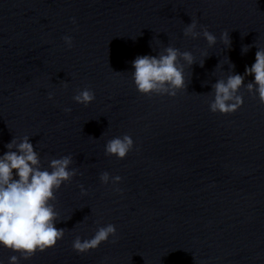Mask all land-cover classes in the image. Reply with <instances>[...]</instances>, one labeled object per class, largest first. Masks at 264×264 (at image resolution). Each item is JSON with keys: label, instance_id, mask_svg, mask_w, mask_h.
Listing matches in <instances>:
<instances>
[{"label": "water", "instance_id": "95a60500", "mask_svg": "<svg viewBox=\"0 0 264 264\" xmlns=\"http://www.w3.org/2000/svg\"><path fill=\"white\" fill-rule=\"evenodd\" d=\"M226 1L0 0V156L13 138L34 145L79 105L77 90L96 91Z\"/></svg>", "mask_w": 264, "mask_h": 264}, {"label": "clouds", "instance_id": "9594fccd", "mask_svg": "<svg viewBox=\"0 0 264 264\" xmlns=\"http://www.w3.org/2000/svg\"><path fill=\"white\" fill-rule=\"evenodd\" d=\"M199 27L201 30L197 31L198 21L191 19V23L184 28L183 35L192 39L203 36L210 47L215 45L217 37L207 27ZM220 39L227 48L231 47L232 42L227 31L221 33ZM63 40L69 48L73 46L71 36H64ZM253 46H242V54L247 53ZM195 63L191 52H182L176 47L168 46L156 56H137L132 62L135 69L132 77L138 92L143 95L175 97L179 91L186 88L185 65L191 67ZM199 65L203 67L204 61ZM230 65L234 69L235 65L231 62ZM252 75L254 81L245 84V78ZM242 87L249 94H258L260 103L264 104V49L257 48L255 63L250 67L246 66L243 75L232 72L226 79L217 80L212 85L214 99L209 104L210 111L225 115L236 112L243 105V96L238 94ZM48 98L52 99L53 94L49 93ZM94 99L95 93L90 88L77 90L73 96L76 103L85 106ZM64 111L71 112V109L65 108ZM5 147L8 151L0 156V245L19 253V256L12 255L9 258V264H19L21 258L30 259L37 251L44 252L63 239L65 229L55 226L60 222L59 213L53 203L56 200L55 192L63 184L70 183L79 174V170L70 168L73 163L72 155L51 158L48 168H44L40 155L34 150L28 136L19 140L13 138ZM133 147V139L125 134L123 137L108 140L105 154L124 159ZM121 179L120 176L110 177L108 172L100 175L103 184L111 181L116 185ZM80 188L82 195H87L83 185H80ZM115 190L120 191L119 188ZM116 235L115 225L107 224L98 227L90 239L82 240L77 236L72 242V247L78 254L87 253ZM115 242L113 239L112 243Z\"/></svg>", "mask_w": 264, "mask_h": 264}]
</instances>
